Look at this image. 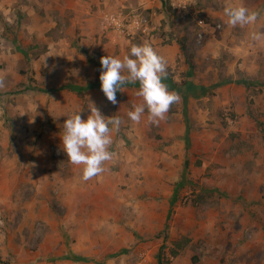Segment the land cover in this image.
Listing matches in <instances>:
<instances>
[{
  "label": "rangeland",
  "instance_id": "rangeland-1",
  "mask_svg": "<svg viewBox=\"0 0 264 264\" xmlns=\"http://www.w3.org/2000/svg\"><path fill=\"white\" fill-rule=\"evenodd\" d=\"M241 5L258 19L233 27L224 8ZM198 8L205 26L167 0H0V264H264V40L251 39L264 0ZM121 9L150 33L104 28ZM141 44L180 97L158 124L127 116L138 82L115 104L96 85L100 55ZM90 102L122 123L106 171L84 181L61 136Z\"/></svg>",
  "mask_w": 264,
  "mask_h": 264
},
{
  "label": "clouds",
  "instance_id": "clouds-1",
  "mask_svg": "<svg viewBox=\"0 0 264 264\" xmlns=\"http://www.w3.org/2000/svg\"><path fill=\"white\" fill-rule=\"evenodd\" d=\"M224 14L227 23L233 27L252 25L259 15L242 5L225 7ZM251 39L264 40V31L253 32ZM100 64L101 90L113 104L117 103L116 93L121 92L124 85L139 83L136 95L142 98L141 103L134 105L133 110L127 113L133 122H140L147 109L148 122L158 124L165 119L171 105L180 99L177 93L169 91L162 82L168 75L165 58L148 44L132 45L123 59L102 56ZM4 86L3 80H0V88ZM88 108L90 114L87 119H82L79 111L64 120L61 136L64 153L70 163L82 166L81 178L84 181L98 177L106 171L105 163L114 156L109 151L113 142L111 133L118 131L122 123L118 116L102 115L93 102H90Z\"/></svg>",
  "mask_w": 264,
  "mask_h": 264
},
{
  "label": "built area",
  "instance_id": "built-area-1",
  "mask_svg": "<svg viewBox=\"0 0 264 264\" xmlns=\"http://www.w3.org/2000/svg\"><path fill=\"white\" fill-rule=\"evenodd\" d=\"M170 7L177 11L187 12L192 20L199 26H205L206 22L198 15V3L200 0H167ZM103 27L117 31L119 35L149 34L151 27L145 23L140 13L125 12L123 9L106 13L103 17Z\"/></svg>",
  "mask_w": 264,
  "mask_h": 264
},
{
  "label": "trees",
  "instance_id": "trees-1",
  "mask_svg": "<svg viewBox=\"0 0 264 264\" xmlns=\"http://www.w3.org/2000/svg\"><path fill=\"white\" fill-rule=\"evenodd\" d=\"M181 49H182V51L184 52V53H186L187 52V48H186V45H185V43L184 42H182L181 41ZM102 56H105L104 54H102V55H100V58L102 57ZM100 72H101V64H100V60L99 61H96V85H100V83L101 82H99L100 81V79H99V76H100ZM101 86V85H100ZM189 238L188 237H185V238H182V239H180V240H176L175 242H174V248H173V250H172V255L171 256H177L178 254H179V252H180V249L181 248H183L184 247V245L186 244V243H188L189 242ZM158 260H159V264H169L170 263V260L169 259H167V260H163L162 258H161V253L159 254V257H158Z\"/></svg>",
  "mask_w": 264,
  "mask_h": 264
},
{
  "label": "crops",
  "instance_id": "crops-1",
  "mask_svg": "<svg viewBox=\"0 0 264 264\" xmlns=\"http://www.w3.org/2000/svg\"><path fill=\"white\" fill-rule=\"evenodd\" d=\"M114 38H116V36H114ZM106 56V55H105Z\"/></svg>",
  "mask_w": 264,
  "mask_h": 264
}]
</instances>
